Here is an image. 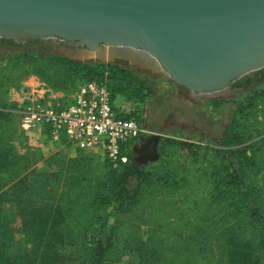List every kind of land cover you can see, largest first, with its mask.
<instances>
[{
  "label": "trees",
  "instance_id": "1",
  "mask_svg": "<svg viewBox=\"0 0 264 264\" xmlns=\"http://www.w3.org/2000/svg\"><path fill=\"white\" fill-rule=\"evenodd\" d=\"M10 54L0 66V199H11L14 214L0 210V264H109L121 245L136 256L125 264H264V132L253 122L255 101L264 99V72L256 79L260 87L236 101L219 144H187L180 157L161 154L150 167L131 152L127 164L113 168L76 149L74 158L55 154L40 171L26 168L11 178L9 167L22 166L3 140L17 108L7 95L22 79L35 76L59 92L106 78L114 92L140 102L152 93L146 79L116 65L44 51ZM106 211L128 220L108 226L100 214ZM84 216L95 227L76 228L74 220ZM137 216L139 224L129 223ZM20 245L27 252L7 255Z\"/></svg>",
  "mask_w": 264,
  "mask_h": 264
},
{
  "label": "water",
  "instance_id": "2",
  "mask_svg": "<svg viewBox=\"0 0 264 264\" xmlns=\"http://www.w3.org/2000/svg\"><path fill=\"white\" fill-rule=\"evenodd\" d=\"M0 38L76 42L84 50L65 57L123 58L219 95L264 69V0H0Z\"/></svg>",
  "mask_w": 264,
  "mask_h": 264
},
{
  "label": "rangeland",
  "instance_id": "3",
  "mask_svg": "<svg viewBox=\"0 0 264 264\" xmlns=\"http://www.w3.org/2000/svg\"><path fill=\"white\" fill-rule=\"evenodd\" d=\"M20 51H27L28 54L40 52L26 48ZM10 53H16V51H0V60L9 58ZM45 53L52 54L49 51ZM78 59L79 62L94 66L97 64L116 65L131 72H136L142 79H146L152 93L150 99L145 102L143 115L142 124L146 133L141 136L131 151L132 159L140 166H152V163L156 162L161 157V154L165 158L176 159L185 152L187 144H219L223 137L224 128L229 123L235 110L236 101L243 99L247 94L233 95L226 91L219 95H193L188 90L174 84L164 72L142 68L136 64H131L123 58L108 59L106 57L102 60L94 53L88 54L84 52ZM81 84H74L65 90L56 92L51 90L39 78L28 76L18 82L19 87L16 91L21 98L26 96L39 98V96L43 95L45 102H69ZM119 99L116 98V103H118ZM41 131V129H37L24 132L14 124L11 134L4 136L3 140H8L11 144L15 156L22 166L21 170L9 167L11 178L16 174H23L26 172V168L40 171L41 167L44 166V160L55 154H59L63 159L77 156L76 149L53 143L48 136H43ZM165 139L175 140L182 146L166 144L164 143ZM36 185L35 191H39L40 184ZM0 210L3 214L10 217L14 214V204L8 196L1 197ZM100 214L106 217L108 226L113 225L117 220H128V216L121 212L106 211ZM141 220H143V217L137 216L129 220V223L139 224ZM74 222H78L76 228L95 227V224L90 223L86 216L75 219ZM127 245L131 247V242L127 243ZM125 248L126 246L121 245L114 249L109 254V264H125L136 260L135 254L128 252ZM17 250L25 253L28 247L20 245L17 248H8L6 253L10 256ZM67 251L73 256L79 255V252L73 249H67Z\"/></svg>",
  "mask_w": 264,
  "mask_h": 264
},
{
  "label": "built area",
  "instance_id": "4",
  "mask_svg": "<svg viewBox=\"0 0 264 264\" xmlns=\"http://www.w3.org/2000/svg\"><path fill=\"white\" fill-rule=\"evenodd\" d=\"M144 109L145 102L117 94L111 82L97 78L83 82L69 102H45L43 95L21 98L15 114L22 131L42 128L53 143L117 168L129 162V152L146 133ZM253 115L255 129L264 132V99L255 101Z\"/></svg>",
  "mask_w": 264,
  "mask_h": 264
},
{
  "label": "flooded vegetation",
  "instance_id": "5",
  "mask_svg": "<svg viewBox=\"0 0 264 264\" xmlns=\"http://www.w3.org/2000/svg\"><path fill=\"white\" fill-rule=\"evenodd\" d=\"M31 49L35 51H49L52 54L63 55V50H68L71 53H76L77 51L84 50V48L76 42H65L60 39L45 38V39H32L26 40L22 43L15 42L11 39L0 38V51L3 52H15L21 49ZM120 52L119 50H114ZM64 56V55H63ZM260 72H264V69L252 72L249 75H245L239 79H236L231 83L227 92L237 95L241 93H247L251 90L256 89L260 86L256 82V79L261 75ZM250 81V82H248ZM199 95V94H196Z\"/></svg>",
  "mask_w": 264,
  "mask_h": 264
},
{
  "label": "crops",
  "instance_id": "6",
  "mask_svg": "<svg viewBox=\"0 0 264 264\" xmlns=\"http://www.w3.org/2000/svg\"><path fill=\"white\" fill-rule=\"evenodd\" d=\"M32 81H34V80H32ZM7 99H8V101H10V102H13V103H15L16 104V110L14 111V117H15V125H17V127H18V129H20V127H19V123H18V121H17V117H16V114H15V112L17 111V109H18V107H19V101L21 100V97L19 96V94L17 93V91H16V89H10V91H9V93H8V95H7ZM21 130V129H20ZM41 132H42V135L43 136H47V134L45 133V131L41 128ZM22 131V130H21Z\"/></svg>",
  "mask_w": 264,
  "mask_h": 264
},
{
  "label": "bare ground",
  "instance_id": "7",
  "mask_svg": "<svg viewBox=\"0 0 264 264\" xmlns=\"http://www.w3.org/2000/svg\"><path fill=\"white\" fill-rule=\"evenodd\" d=\"M115 50H119L120 52H116V51H114V52H116V53H122V54H127V55H131V54H136L133 50H131V49H115ZM134 52V53H133ZM84 52L82 51L81 53H80V55H82ZM86 53H88V52H86ZM88 54H91V53H88ZM86 55V54H85ZM157 68H159V66H157Z\"/></svg>",
  "mask_w": 264,
  "mask_h": 264
}]
</instances>
